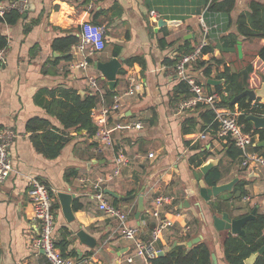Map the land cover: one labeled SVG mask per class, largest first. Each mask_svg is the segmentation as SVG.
Returning <instances> with one entry per match:
<instances>
[{"label":"crops","instance_id":"obj_1","mask_svg":"<svg viewBox=\"0 0 264 264\" xmlns=\"http://www.w3.org/2000/svg\"><path fill=\"white\" fill-rule=\"evenodd\" d=\"M249 2L235 0L230 12L231 21L228 22L223 14H204L205 7L199 0H27L16 25L7 28V24L0 22V33L8 36L9 43L7 51L5 48V62L0 67V127L11 128L16 134L8 149L13 170L0 183V264H49L45 255L33 246L39 222L28 195L32 180L45 184L51 190L55 203L53 238L57 243L64 240L63 247L58 248L63 256L75 262L88 259L82 264H129L126 259L132 256L131 264H148V261L135 256L134 242L122 237L118 222L101 211L90 195V183L113 170L112 156L119 150L125 152L129 162L122 166L117 176L103 185V190L108 188L123 196L135 194L134 198L118 199V202L106 194L109 203L126 210L127 224L140 227L142 236L146 237L148 226L155 222L149 214L153 197L168 194L173 199L171 210H178L182 217L174 219L172 228L157 242V248L165 252L174 241H188L201 236L198 243L204 242L210 250V257L214 255L210 264H229L224 254L225 238L229 234L242 235L216 230L212 215L226 212L229 218H238L253 209H256L255 215L257 211L264 212V171L258 165L242 166L241 158L233 159L228 153L230 140L220 137L210 124L202 127L196 108L177 112L172 95L180 79L174 66L166 65L164 61L178 55L179 47L184 44L195 48L205 42V45L214 46L212 56L221 59V63L213 64L210 75L204 77L201 69H194L191 64L187 66V74L203 83L207 93L216 92L215 86L224 83L222 78H217L218 72L226 66L238 72L264 45L263 38L244 39L237 35L236 45L240 40L242 57H238L237 48L236 52L226 50V37L237 34L238 15L248 10ZM151 11H155L156 16L150 15ZM159 20H162L161 25H158ZM86 21L104 28L106 47L90 57L85 70L75 69L70 64L78 55L71 47V58L66 60L52 50V43L55 38L67 35L78 40L81 24ZM203 25L207 32H204ZM161 37L167 42L166 46L159 44ZM115 50L119 51L117 55ZM131 56L142 57L144 66L139 63L127 66L124 61ZM113 57L123 58L120 68L125 70V74L118 72L120 68L117 70L116 84L113 90L110 89L111 95L106 96L105 87L109 89V86L95 69V63ZM252 62L254 69L258 65L259 68L264 66L257 57ZM260 75L262 78L264 73ZM129 76L135 78L136 93L123 98L117 120L123 125L140 120L142 127L115 130L113 152H94V139L84 130L69 131L68 140L54 159L35 150L26 129L29 119L46 118L51 126L60 127L58 120L36 101L35 96L40 89H53L55 94L67 88L82 96L93 93L99 97L94 107L98 108L109 104L113 93L130 87ZM88 77L98 80V91L90 87ZM209 78L221 82L216 85L207 83ZM43 96L50 99L49 92ZM221 101L220 96L217 105ZM223 109L239 114L237 103L233 110ZM188 117H196L199 123L193 132L182 134V122ZM185 141L189 144L186 145ZM260 141L256 136L254 146H258ZM194 145L208 151L209 157L218 158L220 180L217 184L234 178L243 179L246 183L245 195L238 197L235 194L230 198L226 211L217 212L213 203L218 198L226 203L230 191L212 197V202L204 201L198 194L194 177L197 168L189 164V157L197 151L192 148ZM254 146L248 151H255ZM256 152L264 156L262 151ZM137 153L143 156L139 161L134 157ZM148 153H153V156L148 157ZM83 178L88 180L82 182ZM59 191L75 195L71 202V219H67L61 209L57 197ZM130 191L133 192L127 194ZM139 195L143 197L141 211ZM75 198L82 202V208L73 209ZM187 225L189 229L185 230ZM80 230L93 238V247L79 240L76 233ZM185 235L190 238L181 240Z\"/></svg>","mask_w":264,"mask_h":264},{"label":"trees","instance_id":"obj_2","mask_svg":"<svg viewBox=\"0 0 264 264\" xmlns=\"http://www.w3.org/2000/svg\"><path fill=\"white\" fill-rule=\"evenodd\" d=\"M205 7L204 14L217 13L223 14L231 21L230 12L234 8L235 0H199ZM22 16L17 10H11L0 21L7 24H15ZM237 34H229L226 37L225 44L226 50L236 52L237 35H241L244 39L263 38L264 39V0H250L248 10L241 12L236 21ZM167 34V32H165ZM77 41L73 35L57 37L53 40L52 50L61 54V58L69 60L71 58L70 47ZM159 44L166 46L167 42L163 37L159 39ZM8 45V38L6 35L0 33V48H6ZM118 49V48H117ZM194 47L184 44L178 49V55L173 58L165 59V64L175 66L183 54L191 52ZM214 46H203L200 56L193 62L191 66L194 69H201L202 75L208 77L211 73L214 63L220 64L221 59L212 56ZM222 49V48H221ZM224 50L225 52H227ZM229 51V50H228ZM115 50L114 54H118ZM258 58L264 65V45L261 46L247 61L245 67L238 72L231 71L227 66L223 71L217 73V78L223 79L222 85L215 86L216 92L222 97L219 103L221 107H228L234 109V105H229L232 97L242 92L246 88H256L261 83V75L256 74L253 59ZM57 60L59 58H56ZM124 63L127 66L133 63H139L144 66L143 58L140 56H131L125 59ZM188 64V65H190ZM187 65V66H188ZM259 66V65H258ZM264 69V66H261ZM120 74H125V70L120 68ZM264 73V71L262 72ZM256 77V80H255ZM254 78V79H252ZM254 80V83H252ZM259 84V85H258ZM207 85V83H206ZM208 86V85H207ZM106 96H110L112 91L105 87ZM53 89L42 88L35 96L36 101L45 109V111L52 117H55L60 127L51 126V123L46 118L33 117L28 120L26 129L30 133V139L35 147V150L43 156L54 159L56 158L66 141L68 140V133L71 130L81 131L84 130L89 136L96 132V125L91 119V111L97 105L99 97L93 93H86L83 96L70 88L60 89L58 94L53 92ZM50 93V99L43 96L45 93ZM227 92V95H224ZM191 96L189 86L184 80H180L173 88L172 101L176 104L180 99H185ZM239 114L237 116L238 123L242 126L244 132L251 133L257 136L258 140H264V128H254L253 124L246 120L248 114L264 115V103L260 101L247 102L246 97H241L237 100ZM198 117L201 120L202 127L204 124H210L214 131L218 129V122L214 119L215 112L206 105L198 104L196 107ZM197 123L196 117H188L182 122V134L193 132ZM228 153L233 159L240 158L241 150L237 148L232 141H228ZM185 144L189 142L185 141ZM193 149L197 150L189 157V164L198 168L209 156L208 151L201 149V146L194 145ZM255 151H262L264 155V148L254 146ZM204 180L208 186L217 184L220 180V172L217 166L213 167ZM245 181L243 179L237 180L233 189L228 192L229 197L226 198V203H222L219 198L213 203L214 209L221 213L226 211L228 206L227 202L233 198L235 194L238 197L245 195ZM128 192L127 194L132 193ZM114 202L119 200L113 197ZM212 202V201H210ZM55 203H53V208ZM83 207L82 202L78 198L73 200V209L77 210ZM148 227H152V224ZM245 234L242 236L227 235L224 241V254L225 259L229 264H240L244 259L249 257L252 253L256 252L260 247L264 246V212H256L253 219L248 220L244 226ZM189 235L181 237V240L189 239ZM64 240L60 243L55 242L58 248H62ZM60 250V249H59ZM63 255V253L60 251ZM210 250L204 243H197L196 245L187 248L184 245H175L170 250L165 251L163 255L154 257L148 261V264H210ZM254 264H264V252L257 256Z\"/></svg>","mask_w":264,"mask_h":264},{"label":"built area","instance_id":"obj_3","mask_svg":"<svg viewBox=\"0 0 264 264\" xmlns=\"http://www.w3.org/2000/svg\"><path fill=\"white\" fill-rule=\"evenodd\" d=\"M27 0H0V17H3L11 10H17L20 13L24 11ZM150 15L156 16L155 11H151ZM201 23H203L201 19ZM204 32L207 28L203 25ZM205 46V42L197 45L191 52L183 54L174 66L176 75L180 80H184L188 86L191 96L178 101L175 104L177 112L182 113L193 110L199 103L208 106L215 112V120L218 122L217 133L220 137L228 139L241 150V165L248 167L250 165H258L264 171V156L256 151H248V148L255 144L256 135L244 132L242 126L238 123V114L228 109H223L217 100L220 95L216 92L207 93L204 84L187 74V65L195 61ZM105 48V31L102 26L95 25L89 21L81 24L80 38L71 45V49L78 55L70 66L75 69L85 70L89 65V59L95 53ZM5 48H0V67L5 62ZM130 87L123 92L113 93L109 104H102L101 107L93 108L91 118L96 125V132L92 135L94 146L92 150L96 153L105 151L113 152V132L125 128L140 129L142 122L140 120L133 121L131 125H123L117 120V113L120 109L121 102L125 96H131L136 93L135 78L129 76ZM88 83L94 91H98L99 82L94 77H88ZM15 132L8 127H0V183H2L12 172L13 168L10 161L8 149L11 142L15 138ZM153 153H148V157H152ZM139 161L143 156L140 153L134 155ZM114 161L113 170L105 175H100L96 180L92 181L90 195L98 203V208L108 217L119 221L122 237L132 240L136 247L135 256L144 259L146 262L157 257L159 249L156 244L161 236L174 224V219L182 217L178 210H171L173 199L168 194H156L152 199V207L149 211L151 217L155 220L152 227L148 230L146 237L142 236L140 227L130 226L127 224L128 213L109 203L103 185L111 181L121 172L123 165L129 162L123 150L114 151L112 156ZM264 178V175H263ZM88 179H81L86 182ZM29 198L34 206L35 218L39 222L38 235L33 241V246L40 250L47 258L49 264H82L88 262V259L81 261H73L63 256L55 245L53 238V226L55 220L53 208V195L51 190L43 183L32 180L28 190ZM245 199V198H244ZM171 210V211H169ZM189 226H185L188 230ZM127 263L133 262V257H127Z\"/></svg>","mask_w":264,"mask_h":264},{"label":"water","instance_id":"obj_4","mask_svg":"<svg viewBox=\"0 0 264 264\" xmlns=\"http://www.w3.org/2000/svg\"><path fill=\"white\" fill-rule=\"evenodd\" d=\"M162 20L158 21V25H161ZM237 53L238 57H242V51H241V42L240 40L237 41ZM123 58H116L113 57L105 62H96L95 63V69H97L103 79H106L109 89L113 90L115 84H116V72L121 67V61ZM261 84L259 87L256 88H246L242 92L238 93L232 99L229 101V105H234L237 103V100L241 97H246L247 102H255L257 99L260 102H264V76L261 78ZM220 80H214V79H207V83H211L213 85L219 84ZM246 120L250 121L254 128H264V115H256V114H248L246 116ZM259 147H264V140H261L258 143ZM218 164V158L214 157H208L198 168L197 171L194 172V177L197 181V189L199 196L206 202H210L211 198L216 197L223 191H231L233 185L237 182V178L232 179L231 181L227 183H221V184H214L211 186H207L206 182L204 181V176L207 175V173ZM104 192L114 198L120 199V200H129L131 198L135 197V194L132 193L129 196H123L119 195L116 192L105 188ZM57 197L59 199L61 209L67 219H71L73 217V210L71 206L72 199L75 197L73 193L70 192H62L59 191L57 193ZM186 203V202H184ZM187 204V203H186ZM138 205H139V211L143 209V197L141 195L138 196ZM137 212V215L139 213ZM255 211L256 209H253L251 213L247 215H243L238 218H229L228 214L226 212H223L222 214H214L212 215L213 219V226L216 230H226L229 231L232 234L235 235H243L244 224L255 217ZM77 237L80 241L85 243L86 245L93 247L94 246V240L92 237H90L87 233H85L83 230H80L76 233ZM201 240V236H197L192 238L188 241H182L177 242L174 241L170 247H168L165 251L170 250L175 245H184L187 247H191L192 245H195ZM264 252V246L260 247L256 252L252 253L249 257L244 259L240 264H254L255 258L262 254ZM164 250H159L157 255L161 256L163 255ZM212 259H214V255L211 256Z\"/></svg>","mask_w":264,"mask_h":264},{"label":"rangeland","instance_id":"obj_5","mask_svg":"<svg viewBox=\"0 0 264 264\" xmlns=\"http://www.w3.org/2000/svg\"><path fill=\"white\" fill-rule=\"evenodd\" d=\"M1 22V21H0ZM18 22V21H17ZM17 22L15 23V24H13V25H7V28H10V27H12V26H14V25H16L17 24ZM1 23H3V22H1ZM5 24V23H4ZM10 26V27H9ZM8 37V36H7ZM9 44V43H8ZM105 47H106V44H105ZM105 49V48H104ZM103 49V50H104ZM8 50V46L6 47V51ZM264 71V69L263 68H259V66H258V68H256L255 69V72H256V74H260L261 72H263ZM255 80H256V77H255ZM258 168H262L261 166H258ZM263 169V168H262ZM121 203H123V202H121ZM146 205V204H145ZM121 206H122V204H121ZM148 206V205H147ZM125 209V208H124ZM126 211V210H125ZM150 214V213H149ZM116 220V219H115ZM117 221V220H116ZM118 222V224H119V221H117Z\"/></svg>","mask_w":264,"mask_h":264}]
</instances>
